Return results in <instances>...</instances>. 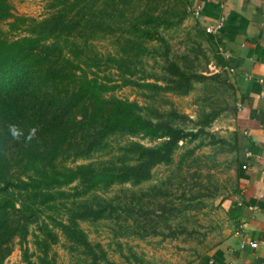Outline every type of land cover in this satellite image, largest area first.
Returning a JSON list of instances; mask_svg holds the SVG:
<instances>
[{"label":"trees","instance_id":"1","mask_svg":"<svg viewBox=\"0 0 264 264\" xmlns=\"http://www.w3.org/2000/svg\"><path fill=\"white\" fill-rule=\"evenodd\" d=\"M172 1L50 0V12L37 20L14 14L8 0H0V25L13 33L8 38L0 28V264L12 240L22 246L29 235L41 264H49L46 253L58 234L91 258L78 223L129 210L96 192L146 182L155 167L172 162L180 143L211 135L206 128L218 113L201 112L192 121L171 108L159 111L110 94L133 86L185 95L207 79L170 58L161 33L188 14ZM99 37L114 39L115 55L95 52L90 41ZM144 59H159L160 73L140 70L132 79ZM116 135L155 144L128 141L113 151L108 140ZM98 152L115 155L99 164L63 165ZM23 261L32 264L26 249Z\"/></svg>","mask_w":264,"mask_h":264},{"label":"rangeland","instance_id":"2","mask_svg":"<svg viewBox=\"0 0 264 264\" xmlns=\"http://www.w3.org/2000/svg\"><path fill=\"white\" fill-rule=\"evenodd\" d=\"M183 1L173 0L170 4L178 7L183 4L188 8L187 16L180 25L161 35L169 46L170 58L207 79L194 84L185 95L146 93L133 86L120 87L110 94L159 111L171 108L192 121L201 112L218 113L206 128L211 135L180 143L172 162L155 167L146 182L135 186L115 185L104 193L96 192L114 203L126 204L129 210L118 218L112 215L107 220L78 223L94 253L91 258L86 251L57 233L56 243L50 245L46 253L49 264H188L215 246L223 238L224 231L230 228V219L222 205L237 189L239 164L234 137L228 129L233 115V92L218 56ZM8 2L14 14L24 17L39 20L50 12V0ZM0 28L6 37L12 36L5 23ZM90 43L95 52L103 56L115 55L118 51L110 37L95 38ZM147 46L155 45L148 43ZM155 60L144 59L141 65L136 63L139 72L136 71L132 79L142 76L140 70L159 74L161 63L159 59ZM113 72V79L119 83L117 72ZM144 93L150 97H143ZM186 125L189 127V123ZM128 141L145 146L155 144L139 137L119 135L111 137L108 143L114 151ZM114 155V152H98L90 159H69L63 165L73 168L89 162L99 164L111 160ZM9 247L10 253L2 264H25L23 249L27 250L32 264H41L37 259L41 253L30 235L22 246L14 238Z\"/></svg>","mask_w":264,"mask_h":264},{"label":"crops","instance_id":"3","mask_svg":"<svg viewBox=\"0 0 264 264\" xmlns=\"http://www.w3.org/2000/svg\"><path fill=\"white\" fill-rule=\"evenodd\" d=\"M188 3L190 16L210 42L231 85L234 107L228 129L237 139L240 156L236 192L222 205L230 228L215 246L188 264H264V0ZM220 19V30L204 32ZM251 243L256 247L250 248Z\"/></svg>","mask_w":264,"mask_h":264},{"label":"built area","instance_id":"4","mask_svg":"<svg viewBox=\"0 0 264 264\" xmlns=\"http://www.w3.org/2000/svg\"><path fill=\"white\" fill-rule=\"evenodd\" d=\"M198 11H199V10H195V15L198 14ZM221 27H222V19H220V20H219L216 24H214L213 26H209V27L205 28V33H213V32H216V31L220 30ZM245 156H246V157H249L250 155L247 153ZM241 168L243 169L244 166L242 165ZM249 246H250V248H255V247H256V244H255V243H251V244H249ZM208 263L211 264L212 262L209 261Z\"/></svg>","mask_w":264,"mask_h":264}]
</instances>
